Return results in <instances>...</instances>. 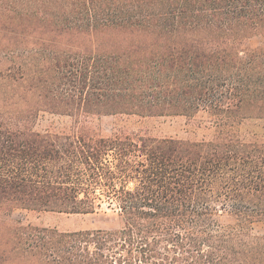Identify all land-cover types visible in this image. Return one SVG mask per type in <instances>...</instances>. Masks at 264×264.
<instances>
[{"label":"trees","instance_id":"16d2710c","mask_svg":"<svg viewBox=\"0 0 264 264\" xmlns=\"http://www.w3.org/2000/svg\"><path fill=\"white\" fill-rule=\"evenodd\" d=\"M66 8L47 39L0 63V216L91 214L106 201L120 227L26 238L10 222V240L45 249L50 264H264V236L251 230L264 222V132L244 130L264 123V47L246 46L264 35V0ZM41 113L70 118L72 132L36 131ZM201 113L208 139L105 136L93 125Z\"/></svg>","mask_w":264,"mask_h":264},{"label":"rangeland","instance_id":"374dc122","mask_svg":"<svg viewBox=\"0 0 264 264\" xmlns=\"http://www.w3.org/2000/svg\"><path fill=\"white\" fill-rule=\"evenodd\" d=\"M73 0H0V63L12 57L31 50L34 44L47 39L45 32L51 21L60 22L64 19L63 10ZM66 18V16H65ZM24 27L26 31L19 35L10 33L12 25ZM112 37H101L106 40ZM106 42H108L106 40ZM248 49L256 50L264 47V35H256L247 41ZM41 51V50H40ZM42 52V51H41ZM244 54V53H242ZM211 118L207 113L199 114L195 119L183 116L151 117L138 116H104L94 119L93 125L101 126L105 136H111L118 129L126 133H135L155 139H208L215 133L210 124ZM74 121L68 117L41 113L34 129L38 132H66L71 133ZM210 125L212 127H210ZM261 125V126H260ZM264 123H250L244 127L247 132H264ZM120 210L117 206L106 201L98 202L95 212L91 214H66L57 212H26L22 209L14 210L12 216H0V264H50L47 261L45 249L29 247L25 240L12 242L10 240V222L24 232L23 237L31 231H58L61 233L115 230L120 227ZM222 225H233L234 219L227 212H218L215 217ZM36 229V230H35ZM252 233L264 236V222L254 223ZM10 240V241H9ZM37 245V244H36Z\"/></svg>","mask_w":264,"mask_h":264}]
</instances>
